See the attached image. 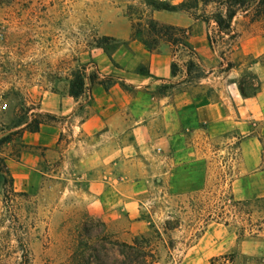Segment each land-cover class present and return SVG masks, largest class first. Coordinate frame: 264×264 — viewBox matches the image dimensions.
Wrapping results in <instances>:
<instances>
[{
  "label": "rangeland",
  "instance_id": "rangeland-1",
  "mask_svg": "<svg viewBox=\"0 0 264 264\" xmlns=\"http://www.w3.org/2000/svg\"><path fill=\"white\" fill-rule=\"evenodd\" d=\"M140 1L0 0V136L26 108L35 110L28 104L29 86L44 82L59 90L54 85L64 84L84 66L77 61L97 48L96 41L128 35L127 6H139ZM214 11L215 5H210L193 13L210 16ZM251 15L241 11L233 19V34L239 35L234 44L227 36L221 40L214 22L198 20L203 32L210 31L218 41L215 49L204 44L205 56L214 55L210 64L201 60L204 47L191 43L192 27L187 28L188 45L206 76L191 80L189 88L215 101H230L236 124L216 133L208 124L189 127L163 141V149L155 150L162 166L141 178L144 227L134 233L128 224H106L107 233L121 241L149 238L159 257L156 264H212L223 256L233 257L235 264H264V17L252 21ZM112 39L102 47L107 54L117 50L119 41ZM161 47L177 61L188 59L181 50ZM229 62L234 66L226 71ZM253 65L263 96L244 106L237 97L239 85L254 74L249 70ZM90 67L87 75L96 72ZM168 87L162 85L158 92ZM149 144L144 152L153 150L154 143ZM20 150L15 135L3 148L8 165ZM147 157L152 163L155 155ZM13 187L16 196L0 182V264H80L94 243L82 236L84 225L102 221L88 211L85 188L71 166L63 159L46 158L30 189L15 180ZM167 221L178 228L165 231Z\"/></svg>",
  "mask_w": 264,
  "mask_h": 264
},
{
  "label": "crops",
  "instance_id": "crops-1",
  "mask_svg": "<svg viewBox=\"0 0 264 264\" xmlns=\"http://www.w3.org/2000/svg\"><path fill=\"white\" fill-rule=\"evenodd\" d=\"M152 16L163 24L192 27L189 40L195 46L209 44V31L203 32L201 23L191 21L186 13L155 11ZM112 38L119 41L115 53L93 48L77 61L86 66V72L94 65L100 80L112 79L108 88L87 80L85 94L76 100L68 93L70 75L64 84L54 85L59 90H52L44 82L26 89L28 104L35 106L29 112V121L32 113L49 114L56 120L42 124L38 132L23 130L19 157L8 166L15 183L30 189L44 159H63L76 180L83 183L90 214L107 225L128 224L137 233L144 227L139 204L144 192L141 178L163 164L155 150L163 149V141L189 127L208 124L214 133L230 129L236 124V114L230 101H215L192 92L184 63L167 49L149 51L140 39L131 38V30L126 36ZM203 51L201 60L210 64L214 55L205 56V47ZM196 61L203 69L202 62ZM174 62L179 66L176 76L171 71ZM249 70L260 76L254 65ZM166 84L169 87L159 93L160 86ZM262 90L263 86L253 98L246 99L241 93L237 97H242L246 106L250 101L258 102ZM262 108L264 111V105ZM148 142L154 143V151H148L151 157L155 155L152 163L144 152Z\"/></svg>",
  "mask_w": 264,
  "mask_h": 264
},
{
  "label": "trees",
  "instance_id": "trees-1",
  "mask_svg": "<svg viewBox=\"0 0 264 264\" xmlns=\"http://www.w3.org/2000/svg\"><path fill=\"white\" fill-rule=\"evenodd\" d=\"M215 5V11L210 15H196L194 11H198L203 7ZM155 11L166 12H182L186 13L196 20L215 23V32L221 36V40L225 36L229 42H235L238 34H233L232 21L241 11L246 14L252 11L251 20L258 21L264 17V0H181L179 3L173 4L165 0H141L140 5L127 6L125 16L130 22L131 38L140 39L144 46L151 52H158L162 45H168L172 49L181 50L188 54L184 67L187 73V82L193 79L201 80L205 77V72L201 65L195 59L193 49L188 45V31L185 28L163 24L155 20L152 13ZM209 44L213 49L218 41L213 38L209 31L207 35ZM113 40L109 37H103L96 41V47L102 48L109 41ZM224 44V43H223ZM234 44V43H233ZM221 58L225 60L226 54L221 53ZM233 64L229 62L226 71L233 68ZM173 76L179 72L177 63L171 66ZM248 80H242L239 85L241 95L248 99L253 98L261 87V81L258 76L248 74ZM89 80L92 85L101 84L108 88L113 82L112 79L100 80L97 72L87 75L86 66H82L71 73L69 81L68 93L71 97L79 100L85 94L86 81ZM31 108L25 109V114L18 117L17 122L12 129L3 130L0 136V182L4 188L8 184L10 192L16 196L14 192V179L10 173L8 166V158L3 155V148L13 141V136L18 135L27 130L29 132H38L42 124L56 120V117L49 114H34L29 121V112ZM25 125L23 129L14 130ZM6 194V191H5ZM8 195V192H7ZM100 224L101 229L97 230ZM93 220L84 225L82 236L87 240H93L94 243L88 246L83 254L80 264H156L159 260L157 251L151 245V240L146 237H137L131 243L121 241L112 234L107 233L106 224ZM171 221H167L164 226L165 231L176 230L177 226H172ZM212 264H235L233 257L223 256L215 259Z\"/></svg>",
  "mask_w": 264,
  "mask_h": 264
}]
</instances>
